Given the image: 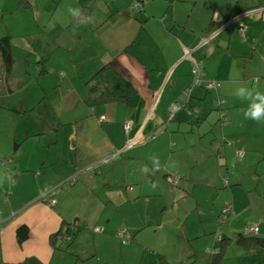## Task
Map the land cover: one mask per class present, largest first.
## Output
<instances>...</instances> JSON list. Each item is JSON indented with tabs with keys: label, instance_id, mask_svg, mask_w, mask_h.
I'll list each match as a JSON object with an SVG mask.
<instances>
[{
	"label": "crops",
	"instance_id": "crops-1",
	"mask_svg": "<svg viewBox=\"0 0 264 264\" xmlns=\"http://www.w3.org/2000/svg\"><path fill=\"white\" fill-rule=\"evenodd\" d=\"M3 37L13 64L0 89L19 80L17 52L36 62L18 71L52 90L14 105L16 93L0 94L6 121L19 112L13 130L0 129V264H264L261 177L248 191L237 175L221 180L225 164H264V120L246 119L250 101L235 95L264 93V0H0ZM188 53L203 64L200 85ZM209 80L219 86L206 90ZM27 114L35 123L18 129ZM223 207L232 212L220 239ZM89 225L99 235L91 249L74 240L65 253L76 228L91 236ZM21 226L29 234L19 243Z\"/></svg>",
	"mask_w": 264,
	"mask_h": 264
},
{
	"label": "rangeland",
	"instance_id": "rangeland-1",
	"mask_svg": "<svg viewBox=\"0 0 264 264\" xmlns=\"http://www.w3.org/2000/svg\"><path fill=\"white\" fill-rule=\"evenodd\" d=\"M3 25H6V24H3ZM11 27H13V25ZM15 58L17 60V63H16V66H15V69L12 71V77L14 79H19V80H17L15 83H12L11 86H13L12 89H14L17 86H19V88L17 90H14L12 92L13 94H15V93L16 94L13 96V101H12L11 105L18 104V102L20 100H25V99H28L30 97L31 98H34V99H38V97L41 95V92L39 90V87L41 88V86H44L45 85L48 89L52 90V83H51V81H49L47 83H45L43 81V79H41L40 81H35L33 79V76H34V73L33 72H26L24 75H22V73H21L22 71H18L19 69H22L23 67H25L28 64H31L32 67L34 68L35 67L34 64H36V62L34 63V61H35L34 60V57H27V59L29 60V62L28 63H25L24 60H25L26 57H24L22 54H18L16 52L15 53ZM53 59L54 60H57L58 62L61 60V62L65 64L64 57L54 56ZM78 59H80V61H83L84 60V57H80L78 55L71 56L70 57V60H72V61H77ZM47 70H48V73L50 75L54 73L58 77L59 80L55 84L56 85L60 84V82L62 81V78H61L62 76H60L61 69L60 68L57 69V68H54L52 65H49L47 67ZM1 71L2 70H0V72ZM96 84L100 85L101 84V80H99V79L96 80ZM7 85L8 84L3 83L2 84V88L3 87H6ZM55 91H56L57 94L60 93L58 87L56 88ZM62 92L64 94L66 93V91H65L64 88H63ZM0 99H1V97H0ZM8 102H9V100L7 99L5 101V103H4V105H3V103H2V105L5 106V107H7L8 106ZM0 104H1V102H0ZM44 106L45 105H41L38 108V111H43L42 109H43ZM14 110H15V114L10 113V117L8 118V121H6V119H5L6 115H4V111L0 108V115H1V117L4 116L3 118H0V129L5 127L8 130H13V129H10V124L12 122L16 121L17 119H19L18 118L19 112L17 111V109H14ZM6 114H7V112H6ZM35 118L36 117L34 115H29V114H27L24 118H20V125H19L18 129L23 128L24 126H30L31 124H34L35 121H36ZM250 145H253V139H250ZM262 162L263 161H261L260 163H262ZM229 165L230 164H228V165L225 164V165L221 166L222 167L221 168L222 171L225 172V175H224L223 178H222L223 175L220 176V178H222L221 180H222L223 184L224 183L226 184L225 180L228 178V174L226 172H228V173H230L232 175H237L242 180V184L247 187V189H245V191H248L250 189H254L255 180L259 181L260 180V177H261V179L263 181L262 180L259 181L260 182V185H258V186H259V189H264V175H260L259 177L257 175H254L255 172L258 174V173H260V171L264 170V164L263 163L259 165V168H258L259 171H255L254 170L255 169L254 168V165H258L257 162H250L248 165L247 164H244L243 162H237V163H233L229 168H226ZM222 190L229 191L228 188H224ZM254 192L255 191L252 190V191L248 192V194H254ZM255 193H256L255 195H257V196L260 195L259 194L260 191H256ZM257 196H252L253 197V200L255 201L253 203H255V204H256ZM262 197L263 196L260 195V198H262ZM215 198L216 197L213 196V198L211 199V201L213 202L215 200ZM223 198H224V194H222L221 199L219 201L221 202L223 200ZM226 200H228V201H226ZM225 201H226V204H227L226 206L229 205V207H232L231 200L228 197H225L224 198V203H225ZM226 206H225V208H226ZM235 206H236V209H237V213L235 212L236 213L235 216L237 215L236 219H240L241 218V214H242L241 213V210L247 206V202L246 201H243V199L241 198V196H240L239 193L236 196ZM225 208L223 207V209L221 210V212L219 214L221 218H218V224H217L216 229L214 231V234H219V237L218 238H220V239H221V236H222V232H224V228H226L227 227V224H228V222H226V220H227L226 218L232 212V210H230V212L227 215L224 214ZM244 212H246V211H244ZM91 219L93 220V217L92 216H91ZM247 224H249V223H246V224L245 223L244 224L243 223H240V224L238 223L237 225L240 226V228H243V230L244 229L246 230V228H249L250 227ZM98 228H100V227H98ZM81 230L82 229H79V228L77 229L76 228L75 231H73L71 233V241L68 242L66 245H64V248H63L65 250V253H68L69 252V248H70V246H71V244L73 243L74 240H76V242H74V245L76 243L79 244L80 249L83 250L84 252H86V251H88V250L91 249L92 238L93 237L97 238L99 236L98 233L94 234V232L96 231V229H93V226H90L89 225V230L91 232L94 230V232L91 233V236H86L85 234H83L80 237L78 235V231H81ZM85 233L88 234L90 232L87 231V230H85ZM242 233H244V231H242ZM212 236H214V235H212ZM236 253H237L236 252V245H230V247L228 249L227 258L233 256ZM68 256L70 258L72 257L70 253H69ZM94 258L96 260L97 259V256H95ZM140 260H141L140 256H138L137 259L134 258L133 264H140ZM215 260L217 261V259H215ZM227 261H228V259H227Z\"/></svg>",
	"mask_w": 264,
	"mask_h": 264
},
{
	"label": "clouds",
	"instance_id": "clouds-1",
	"mask_svg": "<svg viewBox=\"0 0 264 264\" xmlns=\"http://www.w3.org/2000/svg\"><path fill=\"white\" fill-rule=\"evenodd\" d=\"M73 14L75 15L76 13L74 12ZM235 95L242 100L250 101L248 108L244 112L246 119L257 122L264 120V93L248 87H239L235 90ZM156 163L158 164V161Z\"/></svg>",
	"mask_w": 264,
	"mask_h": 264
},
{
	"label": "built area",
	"instance_id": "built-area-1",
	"mask_svg": "<svg viewBox=\"0 0 264 264\" xmlns=\"http://www.w3.org/2000/svg\"><path fill=\"white\" fill-rule=\"evenodd\" d=\"M139 6V3L138 5ZM240 29H243L244 26L242 24L239 25ZM187 56L192 60V69H191V74H192V77H191V83L193 86L195 85H200L201 83H203V76H204V68H203V64L201 61H197V60H194L191 58L190 56V53L187 54ZM219 86V83L216 82V81H212V80H209V81H205V84H204V87L206 90H211V89H215L216 87ZM171 116V115H170ZM220 122L222 124H225L226 123V118L224 117L223 113H222V117H221V120ZM124 128L125 130L127 131L128 128H129V125L128 124H124ZM3 162L1 159H0V163ZM173 183L175 184L176 183V180L173 181ZM131 189V188H129ZM55 201L53 200L51 203L53 204ZM228 210L225 209L224 211L226 212ZM98 232H101L102 229H98L97 230ZM248 231L252 234H255L257 233L258 231V228L255 226V227H251L248 229ZM118 236L122 239V242H126V238L123 237V233L121 231L118 232Z\"/></svg>",
	"mask_w": 264,
	"mask_h": 264
},
{
	"label": "trees",
	"instance_id": "trees-1",
	"mask_svg": "<svg viewBox=\"0 0 264 264\" xmlns=\"http://www.w3.org/2000/svg\"><path fill=\"white\" fill-rule=\"evenodd\" d=\"M0 70H2V72H5L6 74L8 72H10L11 68H12V64H13V55L11 53V49H10V40L8 37H3L0 38ZM19 88V86L15 87L14 89H12V87H10L8 89L7 92H13L14 90H17ZM7 92L4 91H0V94H6ZM29 234V230L26 226H21L17 229V240L19 243L23 242ZM66 234L63 235V237H65Z\"/></svg>",
	"mask_w": 264,
	"mask_h": 264
},
{
	"label": "water",
	"instance_id": "water-1",
	"mask_svg": "<svg viewBox=\"0 0 264 264\" xmlns=\"http://www.w3.org/2000/svg\"><path fill=\"white\" fill-rule=\"evenodd\" d=\"M234 21H236V19H230V21H228V25L229 24H232ZM225 26H227V25H225ZM223 29V28H222ZM222 29H218L217 31H216V34H218V33H220V31L222 30ZM215 32V31H214ZM86 169H88V168H86ZM61 186V185H60ZM66 234V233H65ZM64 238V240H67L68 238H69V236H68V234H66V236L65 237H63Z\"/></svg>",
	"mask_w": 264,
	"mask_h": 264
}]
</instances>
